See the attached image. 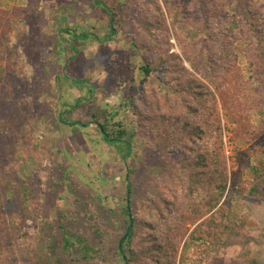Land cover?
<instances>
[{"label": "trees", "instance_id": "trees-1", "mask_svg": "<svg viewBox=\"0 0 264 264\" xmlns=\"http://www.w3.org/2000/svg\"><path fill=\"white\" fill-rule=\"evenodd\" d=\"M97 1L108 2L107 11L99 12L108 23L106 37L112 38L115 31L120 30L131 38L133 55L138 53L140 57L138 70L142 78L137 85L129 83L119 106L107 109L102 120L92 114L88 121L96 125L100 139L115 147L126 164L134 163L130 159L136 153V137L158 136L167 144L166 149L160 151L151 146L150 151L145 148L144 153L150 152L152 158L145 154L141 158L142 166L134 164L125 169L124 205L118 214L114 211L119 228L114 252L122 264H176L177 261L205 264L212 243L216 242L221 249L248 248L253 238L238 230L242 222L231 220L230 198L264 197V173L251 181L241 180L236 175L228 178L221 160L220 116L226 115L233 125L227 127L230 140L243 138L249 142L264 129L263 123L250 122L251 116L264 114V13L251 0H243L245 10L231 14L219 12L218 0H191L189 9L202 8L201 13H197V19L188 14L183 20L195 36L201 34L194 42L178 39L179 54L171 51L167 27L161 22L164 14L157 0H150L149 11L137 9L128 21L127 31L123 27L126 0L118 4L112 3L115 0ZM175 5L183 7L182 1ZM68 29L62 28L68 37L57 33L60 36L56 41L63 43L69 38L71 50L66 49L75 50L66 55L53 47V53L60 60L54 68L56 76L63 72L62 65L72 58L70 56L78 53L75 40L94 36L90 32ZM241 42L250 72L248 77L238 66L236 47ZM184 61L189 63L190 69ZM6 73L0 71V83ZM155 81L157 84L153 83ZM6 84L11 87L13 83L8 79ZM127 111L134 115L135 123L126 122L122 115ZM58 112L56 120L64 125L79 129L88 126L86 119L70 120L64 116L66 110ZM31 119L27 104L4 106L0 102V160L10 159L2 145L5 137L14 138V158L10 162L22 156L20 148L25 132L24 136L17 135L18 129L31 135L28 149L37 146L34 127L29 124ZM262 150L263 147L252 144L249 154ZM155 156L159 160H154ZM157 164L161 172H149L151 168H158ZM6 168L4 164L0 179L7 176L3 172ZM139 171L152 175L141 176ZM57 175L63 178V174ZM2 187L7 189V186ZM17 197L11 194V198ZM140 208L147 218L139 214ZM2 220L0 218V226ZM54 223L55 231L50 235L60 249L59 260L65 262L71 258L80 263L100 255L99 248L91 243L100 235V228L94 226L88 236L71 229L61 215ZM239 264L256 262L243 258Z\"/></svg>", "mask_w": 264, "mask_h": 264}, {"label": "rangeland", "instance_id": "rangeland-1", "mask_svg": "<svg viewBox=\"0 0 264 264\" xmlns=\"http://www.w3.org/2000/svg\"><path fill=\"white\" fill-rule=\"evenodd\" d=\"M157 1L164 14L161 22L167 27L171 51L181 54L177 40L194 42L201 34L195 36L183 19L188 14L197 19L202 8L189 9L191 0ZM181 1L182 9L175 5ZM251 1L257 3L264 13V0ZM218 2L219 12L239 13L246 8L243 0ZM107 3L97 0H0V71L7 72L5 80L0 83V102L4 106L27 104L32 116L29 124L34 127L37 143L36 147L28 149L31 135L16 130L21 136L25 132L20 148L22 156L10 162L14 158V138L5 137L1 141L4 153L9 154L10 159L0 160V170L4 164L7 166L3 171L7 176L0 179V218L3 219L0 264H122L114 252L119 230L114 211L118 214L124 205L126 168L134 164L142 166L141 158L145 154L152 158L150 152L144 153L145 148L160 151L166 149L167 144L158 136L136 137V153L130 159L134 163L126 164L115 147L100 139L96 125L88 121L92 114L102 120L107 109L119 106L129 83L137 85L142 78L138 70L140 57L138 53L134 57L127 32L117 30L112 38L106 37L108 23L99 12L101 9L107 11ZM112 3H122V0ZM125 4L123 27L127 31L128 21L137 9L149 11L152 3L150 0H126ZM62 28L90 32L94 36L75 40L78 53L70 56L72 58L62 65L63 72L56 76L54 68L60 60L53 47L66 55L75 50L74 47L72 51L67 50L70 49L68 44H72L69 38L63 43L56 41L60 36L57 33L68 37ZM242 47V42L236 47L238 66L248 77L250 72ZM184 64L190 69L188 62L184 61ZM8 79L13 83L11 87L6 84ZM153 83L157 84V81ZM218 107L220 113V103ZM59 109L66 110L64 116L67 119H86L88 126L79 129L64 125L56 120ZM122 116L127 123H135L130 111ZM250 122L264 124V114L251 116ZM220 124L223 131L221 160L228 178L236 175L241 180L251 181L264 173V129L246 142L243 138L230 140L227 127L233 125L226 115L221 114ZM252 144L263 147V150L250 155ZM154 160L159 159L155 156ZM157 167L149 172H161L160 164ZM56 174H63V178ZM147 174V171H139L141 176ZM163 184L159 185L162 187ZM11 194L18 197L11 198ZM229 206L231 220L242 222L238 230L249 234L253 241L248 248L232 246L221 249L216 242L212 243L205 264H239L243 258L264 264V197L244 199L232 196ZM139 214L145 218L148 216L142 208ZM58 215L64 217L71 229L88 236L91 228H100V235H96L93 242L90 240L99 248L100 255L80 263L71 258L65 262L59 260L60 249L50 235L55 231L54 222ZM194 226L189 227L186 235ZM176 264L196 263L177 261Z\"/></svg>", "mask_w": 264, "mask_h": 264}]
</instances>
